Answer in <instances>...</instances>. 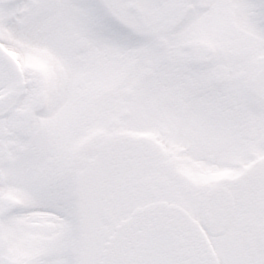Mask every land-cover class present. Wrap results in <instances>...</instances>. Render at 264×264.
I'll list each match as a JSON object with an SVG mask.
<instances>
[{"label": "snow or ice", "instance_id": "snow-or-ice-1", "mask_svg": "<svg viewBox=\"0 0 264 264\" xmlns=\"http://www.w3.org/2000/svg\"><path fill=\"white\" fill-rule=\"evenodd\" d=\"M0 264H264V0H0Z\"/></svg>", "mask_w": 264, "mask_h": 264}]
</instances>
